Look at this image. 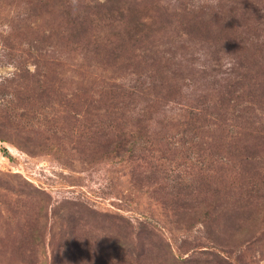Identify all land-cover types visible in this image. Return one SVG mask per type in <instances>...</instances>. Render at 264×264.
<instances>
[{
  "label": "rangeland",
  "instance_id": "rangeland-1",
  "mask_svg": "<svg viewBox=\"0 0 264 264\" xmlns=\"http://www.w3.org/2000/svg\"><path fill=\"white\" fill-rule=\"evenodd\" d=\"M124 1L0 0V264H264V0Z\"/></svg>",
  "mask_w": 264,
  "mask_h": 264
},
{
  "label": "trees",
  "instance_id": "trees-1",
  "mask_svg": "<svg viewBox=\"0 0 264 264\" xmlns=\"http://www.w3.org/2000/svg\"><path fill=\"white\" fill-rule=\"evenodd\" d=\"M63 4H64L63 0H60L59 5H63ZM125 5H126V2L124 0H106V3L101 6V8H103V10H104L102 13H106V15H108L109 17L110 16L114 17L115 14H120L121 15L122 14V9H124ZM84 8L85 9H83L81 11L82 14L89 13L90 9H92L93 7H90V6L87 5ZM129 11H131V10H129ZM65 14L67 15V17H69V19H70V17H72L71 14L68 11H66ZM139 15H140V13H137V14L132 13V14H130L128 16V21H127L128 26L131 25V26H133L136 29H139L141 27H147V24L140 20V16ZM80 18L81 17H79L78 19H80ZM80 27H83L81 25V23H79V26H78L77 29H79ZM262 92L264 93V89H262Z\"/></svg>",
  "mask_w": 264,
  "mask_h": 264
}]
</instances>
